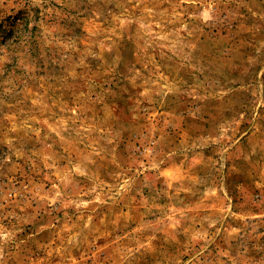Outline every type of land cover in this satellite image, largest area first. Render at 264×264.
<instances>
[{
  "label": "rangeland",
  "instance_id": "obj_1",
  "mask_svg": "<svg viewBox=\"0 0 264 264\" xmlns=\"http://www.w3.org/2000/svg\"><path fill=\"white\" fill-rule=\"evenodd\" d=\"M0 264H264V0H0Z\"/></svg>",
  "mask_w": 264,
  "mask_h": 264
}]
</instances>
